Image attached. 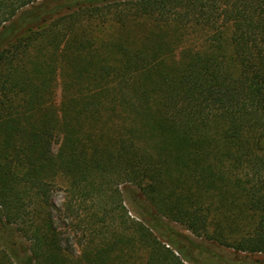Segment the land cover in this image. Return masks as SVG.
I'll return each instance as SVG.
<instances>
[{
    "label": "trees",
    "instance_id": "1",
    "mask_svg": "<svg viewBox=\"0 0 264 264\" xmlns=\"http://www.w3.org/2000/svg\"><path fill=\"white\" fill-rule=\"evenodd\" d=\"M166 220L264 252V0H0V264L211 262Z\"/></svg>",
    "mask_w": 264,
    "mask_h": 264
},
{
    "label": "rangeland",
    "instance_id": "2",
    "mask_svg": "<svg viewBox=\"0 0 264 264\" xmlns=\"http://www.w3.org/2000/svg\"><path fill=\"white\" fill-rule=\"evenodd\" d=\"M117 26H119L118 23L108 22L105 25L101 26L100 28H102V30H97V33H99L101 36H104V37L108 36V38L109 37L112 38L115 35V33H117V30H118ZM57 149H58V144H55L54 151H57ZM60 185L61 186H57L55 188L51 196V201L57 207L56 209L53 210V213H54L53 216L57 219V215L58 216L61 215L59 219L56 221L57 226L61 229V231H63L62 236L64 238L69 237V239L62 242V244L69 245L70 246L69 250H72L73 253L78 255L79 246L76 241H77V237L80 236L79 230L73 229V224L70 223L71 217H69L68 215H65V213L63 212H61L62 213L61 214L58 210L59 208L63 207V203L66 197V191L64 188L66 186V182H62V184L60 183ZM129 215L131 217L135 216L134 214H131V213H129ZM168 224L174 227L176 230L182 233H185L187 235H190L191 237L195 239V245L190 244L191 245L190 249L193 248V250H195L196 253L202 254L205 257L207 254L211 256V260H210L211 262H209V260L207 261L206 258H204L207 262L203 264H213L214 261L216 262L215 264H231V263L232 264H264V252L236 250L234 247L222 245L217 242L211 241L209 239L197 237L189 229H187L183 224L179 222L171 221ZM244 226H245L244 227L245 229H251L247 224H245ZM18 233L19 231L17 232L14 229H5V228L3 229L0 227V248L3 249L2 246L4 243L13 245L15 248L20 250L19 253L20 255L23 256V253H24L23 247L27 246V242ZM212 254H216V255L212 257Z\"/></svg>",
    "mask_w": 264,
    "mask_h": 264
}]
</instances>
